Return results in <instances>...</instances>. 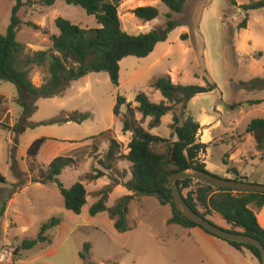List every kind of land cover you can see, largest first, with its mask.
Returning <instances> with one entry per match:
<instances>
[{
  "label": "rangeland",
  "instance_id": "rangeland-1",
  "mask_svg": "<svg viewBox=\"0 0 264 264\" xmlns=\"http://www.w3.org/2000/svg\"><path fill=\"white\" fill-rule=\"evenodd\" d=\"M33 1L19 12L23 24L17 39L26 45L27 52L52 49L51 35L59 33L55 25L59 16L83 28L100 27L96 17L80 6L58 1L46 7L40 0ZM255 1L258 0H186L182 12L172 13L177 26L167 40L159 42L147 57L128 56L120 62L119 86L111 82L106 72L89 73L71 83L62 95L39 98L38 108L29 116L24 115V108L17 102V86L0 81V173L6 178V183L0 182V250L6 247L9 252L7 260L0 264H86L80 256L86 243L91 244L87 261L92 264H226L221 257L212 263L206 257L195 256L203 247L214 252L207 244L177 241V235L185 229L167 223L172 209L161 204L156 196L132 198L128 215L130 229L126 232L115 229L107 212L92 216L89 209L111 179L119 180L120 186L110 194L108 206L131 194L124 185L130 178L124 168H131L129 162L123 157L117 159L110 170L103 168L100 160H105L113 138L120 143V153H128L132 133L122 130V116L128 113V104L143 127L149 128V119L142 120L135 98L143 92L153 102L162 101L161 92L152 83L166 74L173 82L184 85L205 86L208 80L218 85L216 93L201 94L186 108L178 105L174 111L182 121L189 112L194 117H200L203 109L214 114L219 98L220 104L226 107L224 125L213 132L214 137L227 142L211 147L210 159L219 162L224 150L239 148L243 157L238 165L248 171L257 170V180L255 176L246 180L263 183L258 180L264 178V160L258 157L255 138L246 133L253 119L264 118V85L255 81L264 77V8L249 12L243 8ZM15 4L16 0H0L2 34L7 32ZM139 6H155L159 16L151 21L140 19L133 13ZM169 12L162 0H121L119 6L123 29L134 35L166 28ZM246 16L247 28L239 29ZM28 22L38 24L40 29L28 26ZM49 75L48 65L33 66L30 77L39 86ZM118 95L127 100L121 106L120 116L114 114ZM254 100L263 101L252 105L250 102ZM237 103L242 106H231ZM75 111L90 116L82 123H43L61 115L70 117ZM229 120H235L237 125L229 126ZM172 122L171 112L163 117L159 127L150 131L173 142L177 137L172 135ZM15 125V129L5 127ZM21 125L25 126L23 132ZM233 130L235 135L244 134L242 143L237 144L230 138ZM41 137L48 139L38 156L32 158L28 149ZM156 149L163 152L166 145L160 144ZM57 157L73 161L59 176L64 186L70 188L81 181L87 188L88 201L80 214L65 207L57 182L43 183L50 163ZM97 169L104 170L105 175L90 179L88 176ZM53 217L61 223L46 233L51 241L22 249V242L37 238L41 226Z\"/></svg>",
  "mask_w": 264,
  "mask_h": 264
},
{
  "label": "trees",
  "instance_id": "trees-1",
  "mask_svg": "<svg viewBox=\"0 0 264 264\" xmlns=\"http://www.w3.org/2000/svg\"><path fill=\"white\" fill-rule=\"evenodd\" d=\"M56 1L58 0H40L39 3L48 7L54 5ZM62 1L80 6L89 15H94L100 27L83 28L71 20L59 16L55 19L59 34L51 35L52 49L27 52L26 45L17 39V34L23 24L19 12L27 3L35 2L33 0L27 2L16 0L7 32L6 34L0 33V81H9L17 86L19 93L17 102L24 108L25 116L31 115L38 108L36 102L39 98L60 96L72 82L78 81L89 73L106 72L111 82L119 86L120 62L128 56L147 57L155 50L159 42L167 40L170 31L177 26L176 21L172 19V13L182 12L186 3V0H162L170 9L167 27L134 35L122 27L119 15L121 0ZM243 8L246 12L264 8V0L249 3ZM133 13L145 21L154 20L159 16V10L155 6H139L133 9ZM247 22L248 16L239 24L238 28H247ZM27 25L34 29H40V26L34 22H28ZM45 65H48L50 75L41 85L37 86L30 77L31 69L33 66L42 67ZM255 81L264 85V77H258ZM152 87L159 90L164 99L156 103L151 101L146 93L139 92L135 98L138 103L136 109L142 114V120L151 117L148 123L150 129L159 127L162 118L172 112L173 122L170 124V128L172 135L177 139L171 142L166 137L151 133L143 127L136 118L131 104H128V108L130 107L128 113L122 116V130L124 133H132L128 144L129 151L127 154H121L120 143L113 138L106 158L100 160V164L103 168L111 170L117 159L123 157L129 161L132 164V177L124 185L133 194L122 196L114 206H107L110 194L120 184L119 180L111 179V182L98 192L100 198L89 209L92 216L107 212L114 221L115 229L119 232H126L130 229L129 204L133 197L143 195L156 196L161 204L171 207L172 217L167 221L168 224H178L187 228L198 226L177 209L168 180L171 174L189 168L210 172L200 159V155L207 151L210 144L203 143L198 139L202 128L200 122L191 114H188L182 121L174 108L178 105L186 108L196 95L215 91L218 89V85L209 80L205 86L184 85L173 82L170 75L166 74L155 79ZM261 102V100H254L250 103L259 104ZM126 103V97L118 95L114 114L120 116L121 106ZM240 105L242 104L237 103L231 106L235 108ZM89 116L88 113L75 111L70 117L64 118L61 115L43 123L62 124L69 121L82 123ZM5 127L15 129L16 125ZM20 131H25L24 125L20 126ZM247 132L255 138L256 149L264 159V119H253L247 127ZM47 139V137L36 139L29 147L28 155L32 158L37 157ZM160 144L166 145L165 151L160 152L156 149V146ZM72 163L71 158H55L48 167L43 183L57 182L64 198L65 207L80 214L88 201L85 184L77 181L72 187L66 188L59 179L63 170L71 166ZM235 173V179H240L237 170ZM104 175V170L97 169L94 174H90L88 177L95 180ZM0 182L6 183V178L1 173ZM178 186L187 203L201 216L225 230L253 236L264 245V227L258 221V212L264 206V193L240 192L215 187L191 178L178 181ZM60 223L61 220L57 217L45 222L41 226L37 238L25 239L22 242V249H31L38 243L51 241L46 233ZM225 241L238 250L250 251L259 264H262L261 252L257 247ZM90 248L91 244L86 243L84 251L80 254L86 264H92L87 261Z\"/></svg>",
  "mask_w": 264,
  "mask_h": 264
},
{
  "label": "crops",
  "instance_id": "crops-1",
  "mask_svg": "<svg viewBox=\"0 0 264 264\" xmlns=\"http://www.w3.org/2000/svg\"><path fill=\"white\" fill-rule=\"evenodd\" d=\"M58 1H62V0H58ZM58 1H56V3ZM56 3L54 5H56ZM54 5H52V6H54ZM52 6H48V7H52ZM57 34H59V33H57ZM74 82H76V81H74ZM65 91H64V93H65ZM216 92H217V90L212 91L210 93H216ZM203 94H209V93H203ZM200 95L201 94L196 95L191 101H194ZM163 99H164V97H163ZM261 101H263V100H261ZM220 102L221 101L218 98L216 100V107L214 109V114H210L206 109H203L202 111H200V117H194L193 116L196 120H198L200 122V124L202 126L201 130L202 129L205 130V131H201L199 133V141H201L203 143H209L210 144L207 151L200 155L201 161H203L206 164V168L210 172H212L213 174H216V175H219L222 177H226V178H234L236 176L235 170H237V172L241 178H247L249 180V178L251 176H255V179L257 180V176H256L257 170L252 169V170L248 171L246 169V167H242L241 165H238L239 162L242 161L241 158L243 157V154L241 153V150L239 148L235 147L231 151L230 150H228V151L224 150L223 156L219 162H213L212 159H210L209 151H210L211 147L217 145L219 142H227V140H222V139L219 140V138L214 137V132H213L216 129H220L224 125L223 119H224V116L226 113V111H225L226 107L221 105ZM241 106L242 105H240L239 107H241ZM189 114L192 115V112H189ZM146 119H149L148 121H150L151 117H147ZM234 125H237V122L235 120H229V126H234ZM155 128H157V127H155ZM148 130L150 131L152 129L148 128ZM129 133H131V132H127L126 134H129ZM235 133H236V131H234V130L232 131V133H229V134H231L230 138L235 140L237 142V144L242 143L245 139V138H243L244 134H241V135L236 134L235 135ZM246 133H248L247 129H246ZM248 134H251V133H248ZM236 137H238V138H236ZM258 157H260L261 160H264L261 158L260 152H258ZM129 165H130V167L132 166V164L130 162H129ZM124 168L128 170L127 176L130 175V178L127 180H130L132 177L131 168L129 169L128 166H126ZM127 180L125 182H127ZM258 182L264 183V178L258 180ZM117 186H120V184ZM131 194H133V193L131 192ZM135 197H137V196H135ZM96 201H97V199H96ZM101 213H103V212H101ZM98 214H100V213H98ZM258 221H259L260 225L262 227H264V206L258 212ZM169 225H178V224H169ZM179 226H181V225H179ZM182 227L185 229V232L183 234L177 235V241L201 242L202 244H207L209 247H211L212 251H214V252H210L211 251L210 249L203 247L201 251L194 253L196 257H199V258H202L200 256L206 257L207 260L209 262H212V263H217V260H219V257H221L223 259V261H225L226 264H259L257 259L252 255V253L250 251H248L246 249L244 251L238 250L235 247H233L231 244H229L227 241H225L224 239H221L219 237H216L212 234L207 233L204 229H202L199 226L188 227V228L184 227V226H182Z\"/></svg>",
  "mask_w": 264,
  "mask_h": 264
},
{
  "label": "water",
  "instance_id": "water-1",
  "mask_svg": "<svg viewBox=\"0 0 264 264\" xmlns=\"http://www.w3.org/2000/svg\"><path fill=\"white\" fill-rule=\"evenodd\" d=\"M188 178L215 187L227 188L240 192H255V193H264V183L250 182L246 180V178L235 179V178L221 177L213 174L212 172L203 171L196 168H189V169L177 171L171 174L168 180L169 186L172 189V196L176 204V207L183 216L193 221L201 228L209 231L216 237L228 241H233V242L257 247L261 252L262 264H264V245L260 240L247 234L231 232L223 229L220 226H217L216 224L212 223L211 221L201 216L187 203L178 186V181Z\"/></svg>",
  "mask_w": 264,
  "mask_h": 264
},
{
  "label": "built area",
  "instance_id": "built-area-1",
  "mask_svg": "<svg viewBox=\"0 0 264 264\" xmlns=\"http://www.w3.org/2000/svg\"><path fill=\"white\" fill-rule=\"evenodd\" d=\"M8 255H9V252H8L7 248L6 247H3L0 250V261H6Z\"/></svg>",
  "mask_w": 264,
  "mask_h": 264
}]
</instances>
